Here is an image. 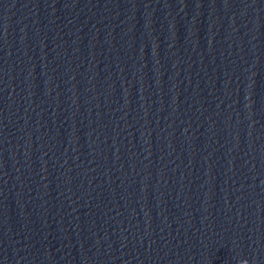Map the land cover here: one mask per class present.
Masks as SVG:
<instances>
[{
    "label": "water",
    "instance_id": "95a60500",
    "mask_svg": "<svg viewBox=\"0 0 264 264\" xmlns=\"http://www.w3.org/2000/svg\"><path fill=\"white\" fill-rule=\"evenodd\" d=\"M0 264H264V0H0Z\"/></svg>",
    "mask_w": 264,
    "mask_h": 264
}]
</instances>
